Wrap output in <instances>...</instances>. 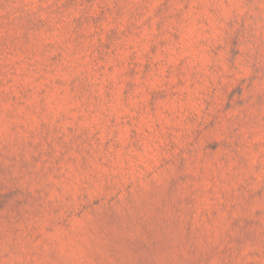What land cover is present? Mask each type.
<instances>
[{
  "label": "rangeland",
  "instance_id": "obj_1",
  "mask_svg": "<svg viewBox=\"0 0 264 264\" xmlns=\"http://www.w3.org/2000/svg\"><path fill=\"white\" fill-rule=\"evenodd\" d=\"M0 264H264V0H0Z\"/></svg>",
  "mask_w": 264,
  "mask_h": 264
}]
</instances>
